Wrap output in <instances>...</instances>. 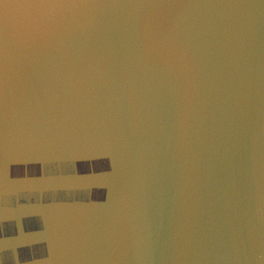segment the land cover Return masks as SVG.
Wrapping results in <instances>:
<instances>
[{
    "label": "water",
    "instance_id": "95a60500",
    "mask_svg": "<svg viewBox=\"0 0 264 264\" xmlns=\"http://www.w3.org/2000/svg\"><path fill=\"white\" fill-rule=\"evenodd\" d=\"M0 264H264V0H0Z\"/></svg>",
    "mask_w": 264,
    "mask_h": 264
}]
</instances>
